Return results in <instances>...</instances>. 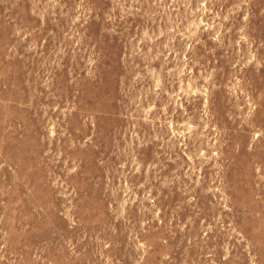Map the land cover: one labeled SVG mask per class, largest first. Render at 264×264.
Wrapping results in <instances>:
<instances>
[{
    "label": "rangeland",
    "instance_id": "rangeland-1",
    "mask_svg": "<svg viewBox=\"0 0 264 264\" xmlns=\"http://www.w3.org/2000/svg\"><path fill=\"white\" fill-rule=\"evenodd\" d=\"M0 264H264V0H0Z\"/></svg>",
    "mask_w": 264,
    "mask_h": 264
}]
</instances>
